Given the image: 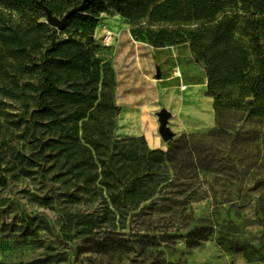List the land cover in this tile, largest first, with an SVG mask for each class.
I'll use <instances>...</instances> for the list:
<instances>
[{
	"label": "trees",
	"instance_id": "16d2710c",
	"mask_svg": "<svg viewBox=\"0 0 264 264\" xmlns=\"http://www.w3.org/2000/svg\"><path fill=\"white\" fill-rule=\"evenodd\" d=\"M83 1L62 29L46 22L44 6L61 18ZM0 5V116L3 108L14 111L6 113L8 126L0 130V186L32 176L49 184L45 201L59 205L74 236H86L100 223L124 226L176 179L171 170L183 171L194 155L177 156L180 139H170L164 151L150 148L144 136L113 135L120 108L113 100L112 66L100 55L110 46L94 38L102 12L130 20L132 36L154 47L189 41L213 97L215 126L203 137L216 140L207 148L228 135L238 148L245 182L264 169V131L232 134L223 113L231 110L234 123L245 115L264 125V0H0ZM230 7L244 14L217 19ZM12 11L23 21L14 20ZM193 22L202 24L186 28ZM211 162L202 168L225 169L222 154ZM202 230L194 228L189 236Z\"/></svg>",
	"mask_w": 264,
	"mask_h": 264
},
{
	"label": "rangeland",
	"instance_id": "374dc122",
	"mask_svg": "<svg viewBox=\"0 0 264 264\" xmlns=\"http://www.w3.org/2000/svg\"><path fill=\"white\" fill-rule=\"evenodd\" d=\"M12 12L14 20L23 21L17 12ZM234 12L244 14L230 7L217 19ZM201 24L185 26L197 29ZM105 29L104 26L94 34L102 45ZM115 37L110 40L111 47ZM7 112L14 113L12 108L2 109V132L3 124L9 123L5 119ZM223 113L231 125L226 130L232 134L252 129L264 131V125L245 115L234 123L236 117L231 110L224 108ZM214 126L194 132L197 137L193 139L184 137V132L173 135L172 138L183 140L177 156L185 157L188 152L194 155L183 163V171L171 170L170 178L176 179L160 188L124 226L100 223L92 233L74 236L72 227L61 217L59 205L45 201L51 194L49 184L32 176L5 188L0 186V264H264V169L245 182L232 137L227 135L225 142L207 148V143L211 145L216 138L203 136ZM113 135L124 138L117 135L115 128ZM0 137L3 141V135ZM169 140H162L159 149L166 151ZM191 142H198V146ZM260 149L262 156L263 144ZM215 153L223 156V172L202 168L207 163L214 164L211 160ZM1 168L3 176V165ZM178 173L189 177L177 178ZM244 192L249 195L242 198ZM194 228L203 230L189 236ZM202 236L205 239L193 243Z\"/></svg>",
	"mask_w": 264,
	"mask_h": 264
},
{
	"label": "crops",
	"instance_id": "0c3cea01",
	"mask_svg": "<svg viewBox=\"0 0 264 264\" xmlns=\"http://www.w3.org/2000/svg\"><path fill=\"white\" fill-rule=\"evenodd\" d=\"M104 26L113 30L117 39L100 55L114 72L119 137L144 136L150 148L161 147L162 112L173 135L205 131L215 124L206 70L195 59L189 41L154 47L135 39L130 20L115 11L100 14L95 33Z\"/></svg>",
	"mask_w": 264,
	"mask_h": 264
},
{
	"label": "water",
	"instance_id": "95a60500",
	"mask_svg": "<svg viewBox=\"0 0 264 264\" xmlns=\"http://www.w3.org/2000/svg\"><path fill=\"white\" fill-rule=\"evenodd\" d=\"M83 3L84 1L80 5L74 6L71 9H69L67 12H65V14L61 18L53 15L51 10L46 6H44V11L46 14V22L51 26H55L58 29H62L70 14L80 9L83 6ZM157 77H159V74H157ZM166 117L167 116L165 112H162L160 115V127H159V133L163 138V140L165 141L173 137V132H171V130L166 126Z\"/></svg>",
	"mask_w": 264,
	"mask_h": 264
},
{
	"label": "built area",
	"instance_id": "2783aa9c",
	"mask_svg": "<svg viewBox=\"0 0 264 264\" xmlns=\"http://www.w3.org/2000/svg\"><path fill=\"white\" fill-rule=\"evenodd\" d=\"M102 37H103V45L110 46L111 43L110 40L114 39L115 35L111 29L106 28L103 32Z\"/></svg>",
	"mask_w": 264,
	"mask_h": 264
}]
</instances>
